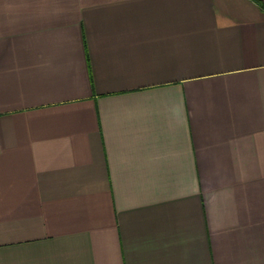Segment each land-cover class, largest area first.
I'll use <instances>...</instances> for the list:
<instances>
[{"label":"crops","instance_id":"0c3cea01","mask_svg":"<svg viewBox=\"0 0 264 264\" xmlns=\"http://www.w3.org/2000/svg\"><path fill=\"white\" fill-rule=\"evenodd\" d=\"M264 0H0V264H264Z\"/></svg>","mask_w":264,"mask_h":264},{"label":"trees","instance_id":"16d2710c","mask_svg":"<svg viewBox=\"0 0 264 264\" xmlns=\"http://www.w3.org/2000/svg\"><path fill=\"white\" fill-rule=\"evenodd\" d=\"M262 8H264V6H262Z\"/></svg>","mask_w":264,"mask_h":264}]
</instances>
